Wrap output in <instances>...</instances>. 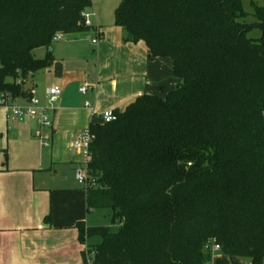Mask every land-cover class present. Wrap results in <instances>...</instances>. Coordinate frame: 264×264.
I'll return each instance as SVG.
<instances>
[{"label":"trees","instance_id":"obj_1","mask_svg":"<svg viewBox=\"0 0 264 264\" xmlns=\"http://www.w3.org/2000/svg\"><path fill=\"white\" fill-rule=\"evenodd\" d=\"M92 0H0V99L32 97L28 79L55 63L33 52L94 28ZM253 18L254 22H247ZM115 26L173 63L177 87L143 94L91 126L87 209L114 211L92 264H212L213 248L264 261V5L242 0H122ZM254 30L260 36L252 38ZM98 33L101 32L97 29Z\"/></svg>","mask_w":264,"mask_h":264},{"label":"crops","instance_id":"obj_2","mask_svg":"<svg viewBox=\"0 0 264 264\" xmlns=\"http://www.w3.org/2000/svg\"><path fill=\"white\" fill-rule=\"evenodd\" d=\"M95 17L92 31L63 35L59 41L66 36L68 42L52 46L50 53L62 63L61 77L55 75L54 63L25 84V90L34 91L42 105L47 104L51 87L63 90L50 115L49 147H43L35 136L38 118L9 120L7 110L0 109V264H86L84 254L94 244L90 239L80 241L77 224L98 225L90 223L87 190L76 180L77 151L72 145L80 132L103 123L86 103L101 114L123 109L143 94L165 97L178 85L170 59L153 57L143 42H126L115 20L107 26L96 13ZM94 48L96 64L91 69L85 53ZM36 52L41 54L36 56ZM48 53L46 48L33 52L37 59ZM40 72L44 74L37 79ZM85 84L94 89L81 94L79 89ZM28 103L22 98L14 101L22 107ZM213 252L212 264H252L226 256L215 246Z\"/></svg>","mask_w":264,"mask_h":264},{"label":"built area","instance_id":"obj_3","mask_svg":"<svg viewBox=\"0 0 264 264\" xmlns=\"http://www.w3.org/2000/svg\"><path fill=\"white\" fill-rule=\"evenodd\" d=\"M86 24L91 25V17L95 14L85 13ZM98 36L100 34L98 33ZM62 35H58L55 41H59ZM99 37L93 40L94 44H99ZM94 86L90 84L83 85L79 92L81 94H86L93 90ZM63 95V90L59 87H51L47 91V104L42 105L41 101L36 97L35 92L32 91V97L28 100V105L25 107L15 105L14 102H5L0 99V108H4L8 112L9 120H18L20 122L25 121L27 118H38L39 128L35 132L36 138L40 141L43 147H49L52 140V129L53 122L51 120V113L55 110L56 104L59 102ZM86 106L91 109L92 115L99 117L103 123H110L117 120V116L113 111H105L101 114L95 112L94 108L86 103ZM94 140V136L91 131V127L83 130L76 137L73 143V148L81 153L83 159V168L77 170L76 177L77 180L86 188L90 186V176H89V163L91 161V145ZM216 250H220L218 246H215ZM88 264H92V260L88 259Z\"/></svg>","mask_w":264,"mask_h":264},{"label":"rangeland","instance_id":"obj_4","mask_svg":"<svg viewBox=\"0 0 264 264\" xmlns=\"http://www.w3.org/2000/svg\"><path fill=\"white\" fill-rule=\"evenodd\" d=\"M94 1H95L94 6L92 5V8L90 10H88L87 13H90L91 15L96 13V15H98L99 18L103 21V23L107 26L114 23L115 11L119 7V5L121 4L122 0H94ZM242 3H243L244 9L247 12H253L254 11V4H256L258 6H263L264 0H242ZM95 6H96V8H95ZM95 18H96L95 16L91 17V21L95 20ZM247 22H254V19L249 18L247 20ZM92 35L93 34H91V36H90V41H92V39H91L92 37L94 38V36H92ZM259 36H260L259 30H254L250 34V37H252V38L259 37ZM68 39L69 38L65 36L62 38V41H59V42L55 41L53 45L55 47L56 46L60 47L61 45L67 43ZM86 50L87 51L85 54L89 56L88 60H89L90 68L94 69V65L96 64L97 48H94L93 50H91V49H86ZM81 51L84 52V50H81ZM40 54H41V52H36V56H39ZM43 74H44L43 72H40L37 79L42 78L41 76H43ZM0 109H4V108H0ZM75 151H77V150H75ZM75 161L76 162L78 161V163L76 165V170H75V172L77 173V170L82 169L84 166L83 165V159H82L81 153L79 151H77ZM76 180H77V177H76ZM80 185L83 186L81 183H80ZM113 214H114V211L111 209L93 210L90 212V215H91L90 223H92L91 225H101V226H105V227H110L112 231L116 232L118 230V225L112 224ZM100 242H101V239L99 237H93L90 239V244H95V243H100Z\"/></svg>","mask_w":264,"mask_h":264},{"label":"water","instance_id":"obj_5","mask_svg":"<svg viewBox=\"0 0 264 264\" xmlns=\"http://www.w3.org/2000/svg\"><path fill=\"white\" fill-rule=\"evenodd\" d=\"M52 51H53V48H52V47H50V48H49V52H52Z\"/></svg>","mask_w":264,"mask_h":264}]
</instances>
